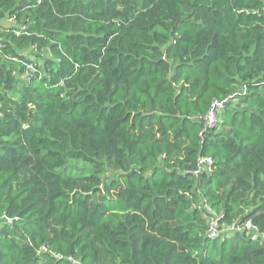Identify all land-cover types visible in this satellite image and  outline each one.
<instances>
[{"label":"trees","instance_id":"trees-1","mask_svg":"<svg viewBox=\"0 0 264 264\" xmlns=\"http://www.w3.org/2000/svg\"><path fill=\"white\" fill-rule=\"evenodd\" d=\"M263 234L264 0H0V264H264Z\"/></svg>","mask_w":264,"mask_h":264},{"label":"built area","instance_id":"built-area-1","mask_svg":"<svg viewBox=\"0 0 264 264\" xmlns=\"http://www.w3.org/2000/svg\"><path fill=\"white\" fill-rule=\"evenodd\" d=\"M224 102H214L212 108L210 109L209 113L207 114L205 118V128H213L217 125V107L221 108ZM214 169V161L212 157H206V158H201L200 163L198 166V169L196 171V175H199L202 172H205V174H209L213 171ZM240 229L252 231V234H256L257 229L252 226L251 223H247L244 226L240 227ZM255 229V230H253ZM254 231V232H253ZM218 233V226L213 224L212 229L209 232V236L214 237L217 236ZM264 238V234L262 236Z\"/></svg>","mask_w":264,"mask_h":264},{"label":"rangeland","instance_id":"rangeland-1","mask_svg":"<svg viewBox=\"0 0 264 264\" xmlns=\"http://www.w3.org/2000/svg\"><path fill=\"white\" fill-rule=\"evenodd\" d=\"M234 232H240L242 234L249 236V234L246 233V230L240 229L237 225L235 227L228 228L220 233H223V235L224 234L232 235ZM220 233L217 234V236L220 235ZM221 237H224V236H221Z\"/></svg>","mask_w":264,"mask_h":264},{"label":"water","instance_id":"water-1","mask_svg":"<svg viewBox=\"0 0 264 264\" xmlns=\"http://www.w3.org/2000/svg\"><path fill=\"white\" fill-rule=\"evenodd\" d=\"M242 220V219H241ZM241 220L239 221V223L241 222Z\"/></svg>","mask_w":264,"mask_h":264},{"label":"clouds","instance_id":"clouds-1","mask_svg":"<svg viewBox=\"0 0 264 264\" xmlns=\"http://www.w3.org/2000/svg\"><path fill=\"white\" fill-rule=\"evenodd\" d=\"M240 228V226H238Z\"/></svg>","mask_w":264,"mask_h":264}]
</instances>
